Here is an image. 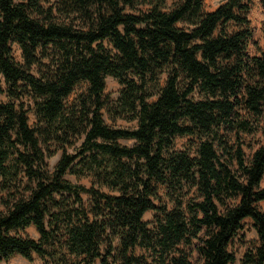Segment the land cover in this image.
Masks as SVG:
<instances>
[{"label":"trees","instance_id":"trees-1","mask_svg":"<svg viewBox=\"0 0 264 264\" xmlns=\"http://www.w3.org/2000/svg\"><path fill=\"white\" fill-rule=\"evenodd\" d=\"M249 9L0 0V262L264 264V49L247 51ZM103 110L135 126H112ZM240 132L260 134L248 158ZM179 137L191 147L178 149ZM246 219L257 242L238 258Z\"/></svg>","mask_w":264,"mask_h":264},{"label":"rangeland","instance_id":"rangeland-1","mask_svg":"<svg viewBox=\"0 0 264 264\" xmlns=\"http://www.w3.org/2000/svg\"><path fill=\"white\" fill-rule=\"evenodd\" d=\"M225 0H204V8L206 11H210L215 9L219 4L223 3ZM47 4L45 3V6ZM246 18L248 20L247 27L252 31L251 38L247 41V51L250 54H258L260 50L264 49V33L262 30V23L264 21V10L259 2V0H250V9L248 12H246ZM230 29H236V25L234 23H230ZM20 50L17 45L13 46V56L16 61H22ZM105 95L109 96L110 99H115L117 97V92L119 89L118 83L112 79L111 77H107L105 80ZM80 89H76V92H74L70 99L75 98L79 93ZM1 100H5V96H0ZM103 112V118L105 121L112 125V126H120V127H133L135 126V122L133 121H127L122 118H118L117 120L112 121L106 114V112ZM28 119L29 123L32 124L35 120L34 115L31 111L28 113ZM241 139L243 140L242 148L244 150V153L246 157L248 158L250 156L251 151L254 147H256L258 140H260V134H246L243 132H240ZM228 142L229 145H231L233 148L236 147L239 144V141L236 139V135L233 133L228 135ZM120 143L123 144H131L132 140H126V139H120ZM175 146L178 149H189L193 143V140L188 137H179L175 141ZM194 145V144H193ZM251 146V148H250ZM73 148H67L68 151H72ZM193 150H191L192 152ZM61 155V150H58L57 153L47 160V165L50 170L55 166L56 162L58 161L59 157ZM66 178L70 180L71 182L78 183V184H84L86 186H89L91 184V178L90 177H82V178H76L73 175H66ZM264 186V181L262 183ZM106 191V190H105ZM89 196L83 195V199L85 203L87 204ZM259 206L262 210H264V201L259 202ZM153 212L148 211L144 214L143 219L145 221H148L152 218ZM24 234L29 235L32 238H37L38 233L36 232L35 228L33 226L27 227L24 231ZM240 234L245 235V240L247 241V244L240 245L238 238L234 241V249L236 251V255L238 258H240L245 251L246 247L251 242H257V235L256 232L252 226L251 220L246 219L244 222V227L241 230ZM193 254V261L196 262V259L198 258V254L194 251ZM0 264H43V261L37 257L36 255H33L31 260L25 259L21 257L20 255H15L11 258H9L7 261H1Z\"/></svg>","mask_w":264,"mask_h":264}]
</instances>
